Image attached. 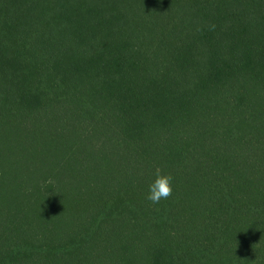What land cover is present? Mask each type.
Segmentation results:
<instances>
[{"label": "trees", "instance_id": "obj_1", "mask_svg": "<svg viewBox=\"0 0 264 264\" xmlns=\"http://www.w3.org/2000/svg\"><path fill=\"white\" fill-rule=\"evenodd\" d=\"M254 262L264 0H0V264Z\"/></svg>", "mask_w": 264, "mask_h": 264}, {"label": "clouds", "instance_id": "obj_2", "mask_svg": "<svg viewBox=\"0 0 264 264\" xmlns=\"http://www.w3.org/2000/svg\"><path fill=\"white\" fill-rule=\"evenodd\" d=\"M155 180L149 185V192L147 199L151 201L153 205L159 204L161 200H167L173 192L172 184L173 177L166 175L160 167L155 169ZM258 245H254L255 248ZM255 264V262H254Z\"/></svg>", "mask_w": 264, "mask_h": 264}]
</instances>
